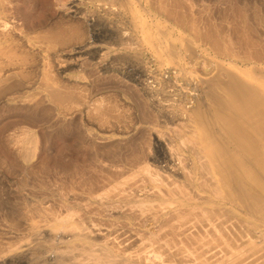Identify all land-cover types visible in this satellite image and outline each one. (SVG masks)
Segmentation results:
<instances>
[{
  "label": "bare ground",
  "instance_id": "1",
  "mask_svg": "<svg viewBox=\"0 0 264 264\" xmlns=\"http://www.w3.org/2000/svg\"><path fill=\"white\" fill-rule=\"evenodd\" d=\"M250 1L252 16L236 4L231 18L209 0L181 15L159 0H69L70 25L39 36L0 5V126L69 119L60 133L101 173L69 184L64 170V186L33 127L5 126L0 264H264V0Z\"/></svg>",
  "mask_w": 264,
  "mask_h": 264
},
{
  "label": "rangeland",
  "instance_id": "2",
  "mask_svg": "<svg viewBox=\"0 0 264 264\" xmlns=\"http://www.w3.org/2000/svg\"><path fill=\"white\" fill-rule=\"evenodd\" d=\"M4 1V2H3ZM3 1H1V3H0V5L2 4V8L3 7H7V8H4V11L2 10V8H1V12L3 13V14H1L2 16V18L4 19L5 18V21L9 24H12V25H14L17 29H19L22 33L23 32H28L31 36L32 35H34V36H36L37 34V36H39L40 34L42 35V34H45V33H43V31H45L46 32V29H47V32L50 30H52L51 31V33L52 32H55V30H57L58 28H61V27H64L65 28V26H67L68 25V23L67 22H70V20H72L71 18L69 19V16H67L68 14L66 13V11L67 10H65V9H67V3H68V1L69 0H3ZM160 1V3L162 4V5H164V6H166V8L168 9V7L170 6V0H168V2H169V4H166L167 3V1L166 0H159ZM174 2V0H171V5H172V3ZM177 0H175V2L173 3V4H175L176 6H178L177 4V2H176ZM180 0H178V2H179ZM190 1H191V3H193V5L190 3ZM213 1H215V0H213ZM212 0H211V4H210V0H209V3H208V6L206 5V2H208V0H203V2H202V0H193V2H192V0H189L188 2L187 1H185L186 2V4L185 3H183V1H182V4H184V6H186V7H184L180 2V4H179V6L181 5L182 6V8H180L179 9V6L178 7H176L175 5H172L174 8H172V6H170L169 8L170 9H168V10H170V12H172V10L174 11V9L176 10V8H178L177 9V12L178 13H176L175 11H174V13L173 14H177V15H181V13H182V11H181V9H185L186 11H187V9L186 8H188L189 6H190V4H191V6H195L196 7V3H194V2H197V5H198V3L200 4V3H202V4H200L202 7L204 6H207V7H211L212 6V8H214L215 6H216V9L218 10V11H220V12H218L219 14H222V13H225V14H227L228 12V14H227V16L229 15L230 16V14H231V18H235L238 14H237V12H236V10H235V8H236V6L238 7V9H244L245 7H246V5L248 4V5H250V2L249 1H247V0H241L242 1V3L243 4H241V1L240 0H228V2H227V0H221V2H220V0H219V2H218V4H217V2L216 1H218V0H216L215 2V4H214V2H213ZM230 1H232V3H233V1H234V3L232 4ZM235 1H237V2H235ZM239 1V2H238ZM247 1V4H245L244 2H246ZM253 2H254V0H252ZM259 1V0H258ZM3 2V3H2ZM87 2V3H86ZM85 2V5H86V7L88 8V9H95V6L96 5H94L95 3H93L92 1H86ZM162 2H164V3H162ZM213 2V3H212ZM249 2V3H248ZM252 2V3H253ZM8 3V4H7ZM90 3V4H89ZM187 3H188V5H187ZM203 3L205 4V5H203ZM221 3V4H220ZM230 3V4H229ZM251 3V4H252ZM92 4V5H91ZM214 6H213V5ZM217 4V5H216ZM224 4H226L225 6H224ZM237 4V5H236ZM240 4V5H239ZM4 5V6H3ZM59 5V6H58ZM200 5H199V7L197 6L196 8H201L200 7ZM211 5V6H210ZM220 5V6H219ZM223 7H222V6ZM228 5V6H227ZM231 5H232V7H231ZM236 5V6H235ZM242 5L244 6V8H242ZM233 6L235 7V8H233ZM184 7V8H183ZM194 7V8H195ZM228 7H231L232 9H234V10H232V11H230L231 10V8H228ZM241 7V8H240ZM248 7H249V9H248ZM248 7H246L247 8V10L246 9H244L245 10V12L247 11L248 12V10H249V12H250V15L252 16V7H251V5L250 6H248ZM251 7V8H250ZM220 8V9H219ZM222 8H227V10L225 9H222ZM215 9V10H216ZM237 9V8H236ZM185 10L183 11V12H185ZM222 10H224V11H222ZM233 11H234V13H233ZM238 11V10H237ZM59 12H60V14H59ZM180 12V13H179ZM222 12V13H221ZM246 12V13H247ZM248 12V13H249ZM7 13H8V15H7ZM247 13V15H249ZM252 13V14H251ZM67 14V15H66ZM182 14H185V13H182ZM233 14V15H232ZM236 14V15H235ZM61 15H62V17H61ZM235 15V16H234ZM249 15V16H250ZM4 16V17H3ZM9 16H11L10 18H9ZM60 16V17H59ZM58 17V18H57ZM66 17V18H65ZM62 18V19H61ZM69 19V20H68ZM58 21V22H57ZM61 21V22H60ZM12 22V23H11ZM64 22V23H63ZM67 23V25H65L66 23ZM71 22H73V21H71ZM52 23V24H51ZM60 23V24H59ZM62 23V24H61ZM55 24H56V26H55ZM61 25H63V26H61ZM65 25V26H64ZM69 25H70V23H69ZM68 25V26H69ZM46 26V27H45ZM52 26V27H51ZM67 26V27H68ZM66 27V28H67ZM54 28H56V29H54ZM35 29V30H34ZM44 29V30H43ZM54 29V30H53ZM37 30V31H36ZM30 31H32V33L30 32ZM39 31V32H38ZM42 31V32H41ZM50 31H49V33H50ZM26 32V33H27ZM37 34H36V33ZM40 33V34H39ZM54 72V73H53ZM52 73V75H55V76H58V75H56V73H55V71H53ZM54 76V77H55ZM56 78V77H55ZM58 78V77H57ZM111 90H109V92H108V90L106 91L107 93L105 94V96H107L106 97V99H105V97L103 98V99H105V100H107V102H112L111 104H114L115 103V101L114 100H116L117 101V99L118 98H114V94H112V91L110 92ZM111 95H110V94ZM108 94H109V97H110V99L111 100H109L108 101ZM113 96V97H112ZM115 97H117L116 96V94H115ZM112 99H114L113 101H112ZM104 100V101H105ZM47 116V117H46ZM52 116H53V114H52ZM52 116H50V115H44V117L43 116H36V117H34V118H26L25 116H17V117H15V118H12V119H7V120H5V122L3 123V124H1V126H0V142H2V140H3V133L4 132H2V131H4V129L5 128H7L8 126H10L11 124H13V123H21V124H24V125H27L28 127L29 126H31L30 128L32 129V127H33V130H35V132H36V136L38 137V138H36V143H37V155L39 156L38 157V159L40 160H42V161H44V162H46V163H48L47 165L48 166H50V168H51V173L53 174V172H54V174L52 175L53 176V180H56V181H59L60 182V184H62V185H68V181L70 182L69 184H73V182H74V184L75 183H77L78 181L79 182H83V181H85V180H88V181H90L91 182V180L92 179H89V178H92V177H94L93 178V180L95 181V180H97V179H99V180H101V173H99L100 171H96V169L97 170H99V168H98V166H96V164H94L95 165V168H94V165H93V163H91V161H90V163H89V160H90V157H89V155L87 156V154H85V151H84V153L82 152L83 151V149H84V146L86 147V144H85V142H83L82 140V142L79 140V139H77L76 137H74V136H68L67 134H64V136H63V133H60V130H62V128H65L66 126L65 125H67L66 123H67V121H68V123H69V119H67V120H63V119H61V120H63V121H61V120H59V119H55V121H54V118L52 117ZM22 117V118H21ZM48 117H49V119H48ZM40 120H39V119ZM45 118V119H44ZM52 118V119H51ZM76 119H74V120H76V121H82L83 123H82V125L84 126V127H87L89 130H91L93 133L94 132H96V135L95 136H100V135H112V136H117L118 134H119V131H117L118 129L116 128V127H111L110 129L108 128V129H106V128H100L99 127V125H98V122H87L86 120H84V119H81V117L80 116H77V117H75ZM38 120V121H37ZM42 120V121H41ZM50 120H51V122L52 123H50ZM56 120H57V123L55 124V122H56ZM58 120H59V123H60V125H59V123H58ZM7 121H10V122H8L7 123ZM40 121H41V123H40ZM45 121V122H44ZM39 122V123H38ZM43 122V123H42ZM54 122V123H53ZM66 122V123H65ZM85 122V123H84ZM50 123V124H49ZM62 123V124H61ZM52 124V128H51V130L54 128V130H53V133L51 134V135H49L50 137H48L46 140L43 138V133H44V131L46 130V126L47 125H51ZM65 124V125H64ZM41 125V126H40ZM44 125H46V126H44ZM53 125H55V126H53ZM58 125V126H57ZM61 125H64V126H61ZM6 126V127H5ZM60 126V127H59ZM68 126V125H67ZM5 127V128H4ZM41 128H45V130H43V129H41ZM102 129V130H101ZM111 129H112V131H111ZM114 129V130H113ZM41 132H40V131ZM104 130V132H102ZM39 131V132H38ZM47 131V130H46ZM106 131H107V133H106ZM109 131V132H108ZM57 132V133H56ZM59 132V133H58ZM118 132V133H117ZM1 133H2V136H1ZM116 133V134H115ZM66 135V136H65ZM71 139V140H70ZM66 140V141H65ZM79 140V141H78ZM46 141V142H45ZM71 141V142H70ZM75 141V142H74ZM50 143V144H49ZM78 143V144H77ZM79 143H81V144H79ZM44 144H46V146H48V147H46ZM39 145V146H38ZM50 145V146H49ZM83 145V146H82ZM45 146V147H44ZM0 147H2V144H0ZM41 148H42V151H41ZM47 148H49L48 150H46L45 151V149ZM81 148H83L82 150H81ZM51 149V150H50ZM2 151H4V150H2ZM50 151V152H49ZM52 151V152H51ZM43 152V153H42ZM45 152H46V154H45ZM49 153V154H48ZM86 155V156H85ZM63 162H65V163H63ZM89 163V164H88ZM90 165V166H89ZM55 168H54V167ZM91 166L93 167V168H91ZM53 168V169H52ZM64 170H66V173H67V175H69L66 179L68 180H66L65 179V177L64 176H62L61 174H62V172L64 171ZM95 170V171H94ZM77 171V172H76ZM60 172V173H59ZM73 172V173H72ZM75 172V173H74ZM97 172H98V175H100L99 177H97L98 175H97ZM55 175H56V177H55ZM73 175V176H72ZM91 176V177H90ZM64 177V178H63ZM71 177V178H70ZM72 179V180H71ZM73 179H74V181H73ZM83 181H82V180ZM92 180V181H93ZM65 181V183H63ZM62 182V183H61ZM72 182V183H71ZM64 185V186H65Z\"/></svg>",
  "mask_w": 264,
  "mask_h": 264
}]
</instances>
